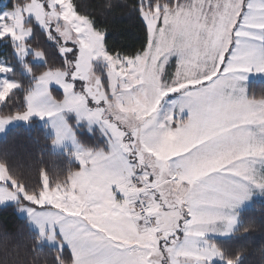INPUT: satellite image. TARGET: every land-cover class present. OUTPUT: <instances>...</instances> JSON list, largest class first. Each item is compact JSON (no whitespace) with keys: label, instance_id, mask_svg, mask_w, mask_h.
Masks as SVG:
<instances>
[{"label":"snow or ice","instance_id":"snow-or-ice-1","mask_svg":"<svg viewBox=\"0 0 264 264\" xmlns=\"http://www.w3.org/2000/svg\"><path fill=\"white\" fill-rule=\"evenodd\" d=\"M80 9L0 8V133L37 118L75 164L30 183L0 161V206L33 231L27 264H245L221 244L248 236L240 214L264 196V85L248 82L264 76V0ZM118 15L137 44L114 39Z\"/></svg>","mask_w":264,"mask_h":264},{"label":"trees","instance_id":"trees-1","mask_svg":"<svg viewBox=\"0 0 264 264\" xmlns=\"http://www.w3.org/2000/svg\"><path fill=\"white\" fill-rule=\"evenodd\" d=\"M81 11L91 0H77ZM114 39L121 44L135 45L140 35L135 21L126 15H118L113 21ZM40 71V69H36ZM250 85L259 89L264 82H252ZM51 138L36 122L30 127L15 126L10 128L0 139V161L6 160L14 175L23 174L25 179L34 183L41 168L47 169L49 177L55 182L74 170L75 164L69 155L54 153L50 149ZM248 236L240 241H227L221 247L229 249L233 255L242 251L246 257L245 264H264V253L259 245L264 242V201H254L250 207L243 209L236 227V235ZM33 231L25 218L19 216L12 207L0 208V264H27L32 254L28 251L33 244ZM47 246L44 254L48 253Z\"/></svg>","mask_w":264,"mask_h":264},{"label":"rangeland","instance_id":"rangeland-1","mask_svg":"<svg viewBox=\"0 0 264 264\" xmlns=\"http://www.w3.org/2000/svg\"><path fill=\"white\" fill-rule=\"evenodd\" d=\"M11 3H12V0H0V8L4 7L6 5H10ZM248 82H249V84L252 83V82H264V76L250 75L248 77ZM34 121L36 122V124L39 127H42L44 129L42 122L39 121L37 118H33L32 122L31 123H27V124L24 123V122H14V123L10 124L9 126H7V130L4 133H0V139L2 137H4L5 133L10 128H13V127L18 126V125L23 126V127H30V126H32L34 124ZM44 130L46 132V135L49 136L51 138V140H52V136L49 135L48 130H46V129H44ZM50 149L54 153H60V154H65V155H69L71 153V151H72L71 146L67 142L64 145L58 146V147H53L52 143H50ZM70 158H71V156H70ZM252 198L257 200V201H264V196H261V195H258V194L254 195ZM0 208H2V206H0ZM17 214L19 216H21V217H25L23 214H19L18 212H17ZM237 225H236V227H237ZM29 227L32 230L30 225H29Z\"/></svg>","mask_w":264,"mask_h":264},{"label":"crops","instance_id":"crops-1","mask_svg":"<svg viewBox=\"0 0 264 264\" xmlns=\"http://www.w3.org/2000/svg\"><path fill=\"white\" fill-rule=\"evenodd\" d=\"M254 201H257V200H255V199L252 198L251 201H250L249 203H247V204L244 205V209L247 208V207H250L251 204H252ZM23 218H25V217H23Z\"/></svg>","mask_w":264,"mask_h":264}]
</instances>
